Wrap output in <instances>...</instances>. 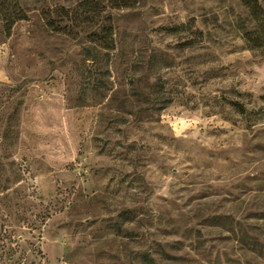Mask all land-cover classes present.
Masks as SVG:
<instances>
[{
    "label": "rangeland",
    "instance_id": "obj_1",
    "mask_svg": "<svg viewBox=\"0 0 264 264\" xmlns=\"http://www.w3.org/2000/svg\"><path fill=\"white\" fill-rule=\"evenodd\" d=\"M0 264H264V0H0Z\"/></svg>",
    "mask_w": 264,
    "mask_h": 264
},
{
    "label": "trees",
    "instance_id": "obj_2",
    "mask_svg": "<svg viewBox=\"0 0 264 264\" xmlns=\"http://www.w3.org/2000/svg\"><path fill=\"white\" fill-rule=\"evenodd\" d=\"M251 12H252V15L254 16V17H257V15H258V12H259V8H258V5L257 4H255L253 7H251ZM16 16V19L17 18H22L21 16L22 15H20V14H18L17 13V15H15ZM9 21V23L8 24H6L5 26H7V28H8V26H9V24L11 25V23L13 22V20H11V19H9L8 20ZM10 27V26H9ZM255 34V39H252V40H254V42H256V43H254L253 45H252V47L253 48H255L256 47V44H259V42H260V39H261V36L259 35V33L258 32H252V34ZM249 39V38H248ZM249 40H251V39H249Z\"/></svg>",
    "mask_w": 264,
    "mask_h": 264
}]
</instances>
